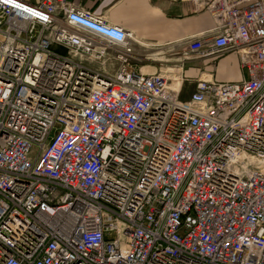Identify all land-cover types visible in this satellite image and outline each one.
Segmentation results:
<instances>
[{"label":"built area","instance_id":"obj_1","mask_svg":"<svg viewBox=\"0 0 264 264\" xmlns=\"http://www.w3.org/2000/svg\"><path fill=\"white\" fill-rule=\"evenodd\" d=\"M190 1L214 27L149 72L71 0H0V264H264V0Z\"/></svg>","mask_w":264,"mask_h":264},{"label":"crops","instance_id":"obj_2","mask_svg":"<svg viewBox=\"0 0 264 264\" xmlns=\"http://www.w3.org/2000/svg\"><path fill=\"white\" fill-rule=\"evenodd\" d=\"M32 4L40 0H25ZM79 8L90 11L95 16H104L110 25L123 28L134 35L140 42L136 46L138 57L143 67L149 72H156L159 67L174 64L179 43L185 38L203 33L214 27L212 16L190 0H71ZM159 49V50H158ZM212 59L200 60L192 57L186 64L184 75L196 80L202 74H213L214 78H222L228 72L237 76L229 82H240L246 78L237 54L231 53L217 60L213 70ZM91 67L105 72H115L118 64H101L92 62ZM221 68V69H219ZM222 74V76H221ZM221 78V79H220ZM194 88L185 83L180 97L187 100Z\"/></svg>","mask_w":264,"mask_h":264},{"label":"rangeland","instance_id":"obj_3","mask_svg":"<svg viewBox=\"0 0 264 264\" xmlns=\"http://www.w3.org/2000/svg\"><path fill=\"white\" fill-rule=\"evenodd\" d=\"M186 68V67H185ZM219 69H221V68H219ZM221 76H222V74H221ZM235 76H237V74H233V75H230L228 72H226V75H224L222 78H226L227 79V77H229L228 79H231L232 77H235ZM221 79V78H220ZM227 79V80H228ZM191 80H193V79H191ZM227 80H220L221 82H229V81H227Z\"/></svg>","mask_w":264,"mask_h":264},{"label":"bare ground","instance_id":"obj_4","mask_svg":"<svg viewBox=\"0 0 264 264\" xmlns=\"http://www.w3.org/2000/svg\"><path fill=\"white\" fill-rule=\"evenodd\" d=\"M159 50V49H158ZM173 88H176V85H173Z\"/></svg>","mask_w":264,"mask_h":264}]
</instances>
